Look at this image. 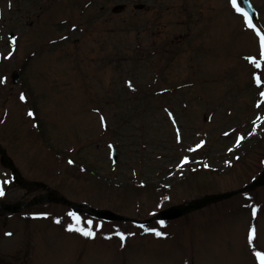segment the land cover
I'll return each mask as SVG.
<instances>
[{"label": "rangeland", "instance_id": "374dc122", "mask_svg": "<svg viewBox=\"0 0 264 264\" xmlns=\"http://www.w3.org/2000/svg\"><path fill=\"white\" fill-rule=\"evenodd\" d=\"M231 2L0 0V149L26 181L98 207L93 193L106 189L163 188L168 207L241 188L264 164V67L248 59H261L259 36ZM251 2L264 31V0ZM0 182V264H260L264 187L164 223L77 213L89 237L69 230L67 206L13 185L1 163ZM147 190L140 209L128 194L111 210L152 216Z\"/></svg>", "mask_w": 264, "mask_h": 264}, {"label": "snow or ice", "instance_id": "6c2138e0", "mask_svg": "<svg viewBox=\"0 0 264 264\" xmlns=\"http://www.w3.org/2000/svg\"><path fill=\"white\" fill-rule=\"evenodd\" d=\"M233 2V5L236 7V10L241 12L245 17H246V21H247V24L250 28L254 29L256 31V33L258 34L259 38H260V45H261V53H260V56H261V59L258 60L256 57H248V59L254 64V66L257 68V69H260L262 67H264V31H262L252 20L251 16H249V14L242 8L240 7L239 4H237L236 0H232ZM16 42V38L13 37V40H12V44L14 45ZM255 80H256V83L258 85H260L262 83L261 81V77L259 74H257L255 76ZM130 83V86H131V82ZM261 96H264V92H262L260 94ZM21 99H25V97L22 95L21 96ZM29 115H34V113L30 112ZM245 137L243 135H241L239 137V139L237 140V144H239L240 141L244 140ZM201 145H197V147H200ZM185 161H187V158H185ZM71 163V161H70ZM2 183V182H0ZM4 195V192H3V188L0 187V196H3ZM255 211V210H254ZM69 216L71 217H74L75 218V224H70L68 226L69 230L70 231H78L80 233H82L84 236H89V237H93L95 235V233L91 230V229H88V228H85L81 225V217L76 213V212H70L68 213ZM57 223H59V220L57 221ZM89 224H91L92 222L91 221H88ZM160 223H164V221H161ZM151 231H154L156 233V235L158 236H162V235H165V233H162L156 229H152ZM8 235H11V233H8ZM119 235L124 238L125 234L124 233H119ZM256 237V228L253 227L251 230H250V240H254ZM256 257L258 258L260 264H264V252H260V251H257L256 252Z\"/></svg>", "mask_w": 264, "mask_h": 264}, {"label": "water", "instance_id": "95a60500", "mask_svg": "<svg viewBox=\"0 0 264 264\" xmlns=\"http://www.w3.org/2000/svg\"><path fill=\"white\" fill-rule=\"evenodd\" d=\"M245 9L251 13V10H250V4L247 0H240ZM124 9V6L123 5H118V6H115L114 7V11L115 12H121L122 10ZM17 81V74H15V79H14V82ZM2 162L4 165H6L7 167H10L11 169H13L15 172H16V169L13 165V162L12 160L7 157L6 154L3 155L2 157ZM254 185H264V176L261 177ZM229 195H221V196H209V197H206V198H203L199 201H194V202H191L189 205L187 206H176V207H171L169 209H166V210H163L158 216L157 218H163V219H173V218H176V217H179L183 214H186L194 209H197V208H200L206 204H208L209 202L211 201H214V200H217V199H220V198H223V197H228ZM62 201H65L64 199H62ZM75 208H78L79 210L80 209V206H77V205H73ZM93 213L97 214L98 216L100 217H103L105 219H119L121 218L120 216H117L115 214H112V212H109V211H102V212H97L95 210H91Z\"/></svg>", "mask_w": 264, "mask_h": 264}, {"label": "trees", "instance_id": "16d2710c", "mask_svg": "<svg viewBox=\"0 0 264 264\" xmlns=\"http://www.w3.org/2000/svg\"><path fill=\"white\" fill-rule=\"evenodd\" d=\"M140 193V192H139Z\"/></svg>", "mask_w": 264, "mask_h": 264}]
</instances>
